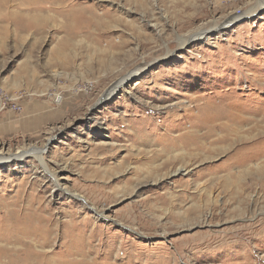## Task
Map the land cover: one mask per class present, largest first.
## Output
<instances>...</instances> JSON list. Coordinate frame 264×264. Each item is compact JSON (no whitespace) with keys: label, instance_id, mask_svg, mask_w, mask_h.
<instances>
[{"label":"rangeland","instance_id":"rangeland-1","mask_svg":"<svg viewBox=\"0 0 264 264\" xmlns=\"http://www.w3.org/2000/svg\"><path fill=\"white\" fill-rule=\"evenodd\" d=\"M51 1L72 14H49L35 33L0 23V97L36 107L35 132L0 141L5 159L26 155L0 164V212L36 209L60 233L71 223L97 264H264V160H249L264 139V7L178 47L257 0ZM230 114L241 128H228ZM44 149L82 201L44 179Z\"/></svg>","mask_w":264,"mask_h":264},{"label":"bare ground","instance_id":"bare-ground-1","mask_svg":"<svg viewBox=\"0 0 264 264\" xmlns=\"http://www.w3.org/2000/svg\"><path fill=\"white\" fill-rule=\"evenodd\" d=\"M45 1L44 0H0V23L5 24L4 26H1L2 32L5 33L6 26L11 20H15V26L19 30V32L22 33H26V32L28 33L30 31L34 33L41 32L43 31L45 23L48 22V20H50L49 14L62 16L63 9L64 12L67 11L66 15H70V13L72 14V12L69 9L65 10L69 6H67V4L64 3V1H62L61 4H58V6L52 4L51 0L47 2ZM46 3L50 7L46 6ZM13 4L19 7L20 10L19 12L17 11L14 12L13 10H11ZM263 7H264V0H257L256 5L252 6L248 11L244 12L240 16L236 15L234 12H231L227 14L224 18H222V20L219 23H216L214 25L215 27H210L204 30H198L196 32L187 35L178 36V41H179L178 47H184L189 42L198 40L204 34L209 35L215 31H220L221 29L229 26L232 22L242 18V16H244V18H247L251 15H254L255 13L258 12L259 9ZM81 12L84 13V11ZM82 16L84 17V15ZM97 17L95 16H91L88 18L75 17L76 19L72 21L70 23L71 25L68 26L67 28L68 30H70L69 32L74 31L75 33H77L80 29L84 27L85 28L89 27L90 24L94 23V21L96 20L94 18ZM97 21L98 20H96L95 22ZM154 26L156 27V25ZM154 26L153 28L155 29ZM209 38L210 37H208L207 40ZM169 54L170 52L168 51L167 55ZM142 68L143 67L136 69L135 72L133 73H138L139 71L142 70ZM31 72L33 73L34 70H31ZM130 76H132V74ZM128 77L119 79L112 87L108 89V93L104 94L98 101L105 100V98L107 99L108 97L114 95V93L117 90L124 88ZM231 110L233 109L231 108ZM234 115L233 114L227 115L228 117H230L229 121L232 120L233 122L228 128L232 129L233 127V130L234 128H241L240 126L242 124L239 123L241 121L237 120V118L239 117H236ZM263 140L261 141L263 142ZM261 141L259 140L258 144L257 143L252 144V146L256 144L260 146L252 150L253 154L251 156V159L249 160H253V159L264 160V142L262 143ZM44 151L45 149L41 150L40 153L34 155L35 158H37V160L41 164L44 179L47 178L48 182L52 184L53 190L59 191L60 194L66 195L67 198L71 200L74 199V200L82 201L83 199L79 195H76L73 192L68 191L67 188L65 187L66 183H64V181H66L67 178L65 175L61 174V171L62 172L65 171V167L58 168V170H55L53 172L46 167L42 159V154H43L42 152ZM25 156L23 155V153L22 154L17 153L14 156L7 159L0 156V164L12 162L14 159L22 160L23 158H25ZM247 159L245 158L244 160L246 161ZM56 171H59L60 173ZM181 173H184V175L188 174L187 170H184L182 168H179L174 172V174H178V175ZM82 203L85 204L84 201ZM14 205L12 206L2 205L1 208L2 210L0 212V264H97L95 258H90V255L95 254L96 250L94 249L92 253L90 251L92 247L87 248V244H84V242L82 241L78 243L75 242L74 241L75 236L72 233L65 230V228L68 229V227L71 226V223L66 222L62 224L61 228H63L64 231L60 233L59 231L60 228L59 226H61L60 222H56L55 219L43 215L41 212L38 213L36 209L33 211L29 210L27 212L18 211L15 209ZM86 209L91 211V213L92 212L95 213L96 217L99 219H103V220L108 219L104 211L98 213L93 206H89V205L86 207ZM58 238L60 239L67 238L68 242L63 244L62 247L59 248L58 251H56L54 247L56 245V240Z\"/></svg>","mask_w":264,"mask_h":264},{"label":"crops","instance_id":"crops-1","mask_svg":"<svg viewBox=\"0 0 264 264\" xmlns=\"http://www.w3.org/2000/svg\"><path fill=\"white\" fill-rule=\"evenodd\" d=\"M36 108V107H35ZM34 107H26L23 113L17 114L19 116L14 117L13 114L6 112L0 116V141H6L13 138L15 135H25L30 132H35L29 126L31 122L32 114L36 112Z\"/></svg>","mask_w":264,"mask_h":264},{"label":"built area","instance_id":"built-area-1","mask_svg":"<svg viewBox=\"0 0 264 264\" xmlns=\"http://www.w3.org/2000/svg\"><path fill=\"white\" fill-rule=\"evenodd\" d=\"M6 111L20 114L22 112V105L19 102V98L2 95L0 97V115Z\"/></svg>","mask_w":264,"mask_h":264}]
</instances>
